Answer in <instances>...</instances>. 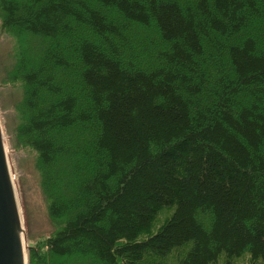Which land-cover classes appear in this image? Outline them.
I'll return each instance as SVG.
<instances>
[{"label": "trees", "instance_id": "obj_1", "mask_svg": "<svg viewBox=\"0 0 264 264\" xmlns=\"http://www.w3.org/2000/svg\"><path fill=\"white\" fill-rule=\"evenodd\" d=\"M0 19L54 225L28 264H264V0H0Z\"/></svg>", "mask_w": 264, "mask_h": 264}, {"label": "rangeland", "instance_id": "obj_2", "mask_svg": "<svg viewBox=\"0 0 264 264\" xmlns=\"http://www.w3.org/2000/svg\"><path fill=\"white\" fill-rule=\"evenodd\" d=\"M14 43V37L2 30L0 19V118L16 185L22 226L30 245L49 235L54 225L49 215L48 200L41 182L37 152L30 146L17 145L13 134L18 122L17 104L23 93L19 82H12L7 78V70L13 59ZM242 259L246 263L247 258H241L239 264H244Z\"/></svg>", "mask_w": 264, "mask_h": 264}, {"label": "water", "instance_id": "obj_3", "mask_svg": "<svg viewBox=\"0 0 264 264\" xmlns=\"http://www.w3.org/2000/svg\"><path fill=\"white\" fill-rule=\"evenodd\" d=\"M28 248L0 118V264H27Z\"/></svg>", "mask_w": 264, "mask_h": 264}, {"label": "bare ground", "instance_id": "obj_4", "mask_svg": "<svg viewBox=\"0 0 264 264\" xmlns=\"http://www.w3.org/2000/svg\"><path fill=\"white\" fill-rule=\"evenodd\" d=\"M9 162H10V160H9Z\"/></svg>", "mask_w": 264, "mask_h": 264}]
</instances>
